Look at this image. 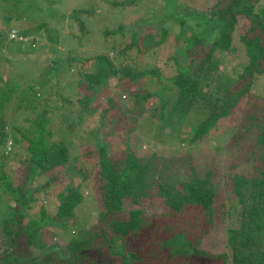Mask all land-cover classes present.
Wrapping results in <instances>:
<instances>
[{
	"label": "rangeland",
	"instance_id": "374dc122",
	"mask_svg": "<svg viewBox=\"0 0 264 264\" xmlns=\"http://www.w3.org/2000/svg\"><path fill=\"white\" fill-rule=\"evenodd\" d=\"M217 1L177 0L176 7L203 12ZM127 2L0 0V91L5 87L9 91L7 101L2 102L3 108L0 109V121L6 135L4 141L0 142V170L12 187L23 181L29 157L23 147L26 142L17 137L26 129L30 131L31 122L45 111L51 134L49 142L64 144L71 161L62 170L32 179L29 185L33 188L35 203L27 217H36L40 208L46 215L53 216L64 187L70 184L77 188L83 201L73 209L72 218L64 220L63 227L55 225L48 228L53 233L52 242L60 246H64L75 231L94 229L98 223L97 213L103 209L97 190L99 182L96 180L99 159L93 149L95 141L92 138L103 143L106 154L112 159L124 158L126 145L138 158L147 160L154 156L162 171L170 164V167L180 172L176 174L180 179L184 174V178H188L191 169L197 177H202L210 170L213 173L210 182L219 192L216 202L223 207L220 212H216L211 225L204 223L202 215L195 226L206 229L204 233L201 230L199 233L201 248L211 254L227 253L225 230L229 226L223 213L236 202L227 173L235 163L239 165L231 172H245L248 175L253 172L252 162H246L242 152L239 159H234L237 153L229 150L227 142L250 99H241L238 109L230 117L219 120L215 127L193 144L188 143V133L201 118L203 110L196 108L183 118L169 113L162 126L159 121L163 109L160 99L164 97L169 103L168 107L173 105L175 95L170 92V86L160 81L155 74L128 83L123 79V72L129 70L136 74L154 70L166 81L176 76L177 62L174 60H178L180 66L188 63L179 55L185 39L181 37L179 42L174 39L182 27L178 22L167 20L147 26L141 24L147 19H157L158 14L163 12L164 3L161 0H138L132 5ZM121 3L125 4L123 8L118 6ZM263 6L264 0H259L255 9ZM73 12L86 27V37L80 45L76 43L79 26L70 17ZM45 26L54 32L51 36H56L55 45L46 40ZM163 26L167 27V35L164 42L157 46L154 43L158 41ZM40 27L38 32L36 29ZM132 27L137 39L135 45L131 44ZM245 28V22L239 21L230 38L228 51L213 54L212 58L217 63L216 77L224 74L234 78L247 64L248 58L239 39ZM106 31L108 33L104 36ZM104 55L113 60L116 72L104 81H99L88 93L81 76L86 72L94 73L93 58ZM68 58L75 61L71 63ZM50 59H60L53 65V71ZM64 60L68 66H64ZM57 67L60 68L59 74L56 72ZM48 83L53 85L52 90L48 88ZM212 86L210 82L207 83L209 89ZM27 87L34 94L31 96H36L31 98V103L26 99ZM207 87L203 86L202 89L206 90ZM131 92L146 95V98L134 102L132 98H136L128 96ZM85 94L90 95L87 110L77 103ZM250 95V98L264 102V75L254 79ZM61 98L63 101H60ZM9 199L10 196L0 188V218L14 206ZM153 202L150 207L143 209L144 216L152 222L151 227L155 226L152 236L169 237L172 229L167 227L172 225V220L160 215L165 209L164 202ZM43 232L46 233V230ZM10 252L19 257H40L43 254L27 248L21 238L16 240L14 248H9L0 232V259Z\"/></svg>",
	"mask_w": 264,
	"mask_h": 264
},
{
	"label": "trees",
	"instance_id": "16d2710c",
	"mask_svg": "<svg viewBox=\"0 0 264 264\" xmlns=\"http://www.w3.org/2000/svg\"><path fill=\"white\" fill-rule=\"evenodd\" d=\"M137 1L128 0L131 5ZM161 1L164 9L157 19H147L141 24L147 26L165 20L178 22L182 28L174 39L176 42L181 37L185 39L178 50L179 55L188 63L180 66L178 60H174L177 62V74L169 81L154 70L136 74L126 70L123 79L132 83L155 74L160 81L170 86V92L175 95L173 105L168 107L169 103L164 97L160 99L163 109L159 121L162 126L169 113L183 118L196 108L203 110L201 118L188 133V143L193 144L204 137L210 128L215 127L219 120L230 117L238 109L241 99H250L227 142L229 150L237 153L234 159H239L242 152L245 161L252 162L253 171L249 175L245 172H231L239 165L235 163L227 173L230 190L236 197V202L223 213L229 226L225 230L227 253L211 254L201 248L202 238L199 233L200 230L204 233L206 229L195 226L202 215L204 223L211 225L216 212H220L223 207L216 202L219 192L210 182L213 175L210 170L202 177H197L191 169L188 178H184V174L180 179L176 176L180 172L170 167V164L162 171L154 156L147 160L138 158L126 145L124 158L112 159L106 154L103 143L94 138L93 149L99 159L97 190L103 208L97 213L98 223L94 229L78 233L75 231L64 246L52 242L53 233L48 228L55 225L63 227L64 220L72 218L73 209L80 205L83 197L77 188L66 185L53 216L46 215L40 208L36 217H27L35 203L33 188L29 185L32 179L62 170L71 161L64 144L49 142L51 134L46 124V112L43 111L31 122L32 129L20 132L17 137L26 142L23 147L29 157L23 181L12 187L0 170V188L10 196L9 200L14 204L0 218L3 239L12 249L16 240L21 238L27 248L43 254L40 257H19L10 252L0 259V264H264V102L250 98V86L254 79L264 75V6L255 9L259 0H218L207 11L197 12L178 9L177 0ZM118 6L123 8L125 4ZM75 14L73 12L70 17L79 26L76 43L80 45L86 37V27ZM239 21L245 22L246 28L239 39L248 62L234 78L224 74L216 77L217 63L212 56L215 52L228 51L230 38ZM41 28L36 30L39 32ZM43 29L46 40L55 45L56 36H51L54 33L52 29L46 26ZM166 32L167 27L163 26L155 45L164 42ZM131 33V44L135 45L137 39L133 27ZM59 60L50 59L51 71ZM65 60L64 66H68ZM70 61L73 63L75 60ZM92 61L94 73L86 72L81 76L88 93L99 81H104L116 72L113 60L108 56H98ZM60 68L57 67V74ZM208 82L213 85L210 89L207 87ZM203 86L207 89L203 90ZM48 88L52 90L53 85L48 83ZM8 92L6 87L0 91V109L3 108L2 102L7 101ZM31 94L33 92L27 87L26 96L29 99H26L30 103L31 98H36ZM128 96L135 97L132 98L134 102L146 98V95H137L136 92ZM89 99L90 95L85 94L77 103L87 110ZM3 128L0 121V142L6 136ZM153 199L164 202L165 209L160 215L172 220V225L167 227L172 229L169 237L152 236L155 226L151 227L152 222L144 216L143 209L150 207L154 203ZM45 230L46 233L43 232Z\"/></svg>",
	"mask_w": 264,
	"mask_h": 264
}]
</instances>
